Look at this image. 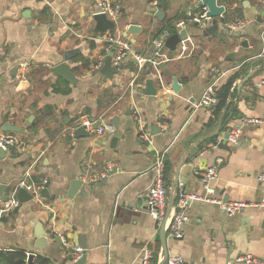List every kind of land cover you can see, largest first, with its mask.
Masks as SVG:
<instances>
[{
  "label": "crops",
  "instance_id": "1",
  "mask_svg": "<svg viewBox=\"0 0 264 264\" xmlns=\"http://www.w3.org/2000/svg\"><path fill=\"white\" fill-rule=\"evenodd\" d=\"M111 1L122 3L123 14L113 32L101 35L94 31V0H0V135L23 143L0 159L7 196L3 202L0 195V250H32L54 264H75L64 239L70 247L84 243L82 264H140L145 247L160 264L159 224L148 212L146 194L152 183L148 170L164 152L168 258L226 264L250 253L264 260V210L248 207L228 216L194 199L202 194L198 172L209 166L217 167L216 196L251 203L262 197L257 176L264 172V124L241 121L264 111V0H217L225 16L244 22L241 33L225 30L220 17L214 29L211 20L203 28L187 23V38L174 51L164 46L163 58L156 57L153 42L164 43L169 34L159 30L176 17L178 23L182 16H197V0ZM155 10L163 14L160 20ZM131 25L138 30L123 36ZM109 38L127 41L130 48L110 78L90 72L103 57L113 66L118 48ZM76 48L67 62L77 80L72 85L51 69ZM21 62L32 68L26 82L16 78ZM232 78L223 108L195 106L208 83L216 80L220 89ZM148 80L155 95L145 93ZM113 118V134L85 129V136L73 135L85 119L110 125ZM5 123L22 132H2ZM237 127V144H229V151L217 147L223 133ZM141 129L149 142L140 137ZM108 165L116 172L105 182L89 180ZM74 179L82 186L68 197ZM19 187L33 195L31 201L12 199ZM44 187L47 197L40 193ZM180 193L193 197L189 220L182 236L171 238L167 226ZM9 202L15 205L5 210ZM43 231L46 243L36 249V234Z\"/></svg>",
  "mask_w": 264,
  "mask_h": 264
},
{
  "label": "built area",
  "instance_id": "2",
  "mask_svg": "<svg viewBox=\"0 0 264 264\" xmlns=\"http://www.w3.org/2000/svg\"><path fill=\"white\" fill-rule=\"evenodd\" d=\"M198 1V0H197ZM96 5V10L94 14H103L107 19L112 22L117 23L119 18L123 14V6L122 3L119 1H111V0H94ZM207 8L202 6L199 14L195 17H189V23H196L200 27H206L207 24L210 23L211 18L206 16ZM186 25L184 20H180L176 23L177 33L181 29H183ZM224 27H229L231 29L242 28L244 26V22L238 19H231L223 23ZM164 38L168 37L166 34L163 36ZM110 42H113L117 46V51L113 57L112 65L118 64L124 57H126L130 53L129 43L124 41L120 38H109ZM182 41V40H181ZM154 45L156 47V57L163 58L165 55L162 53L164 49L163 40H154ZM182 50L184 47L182 46ZM102 66V60H98L94 63L91 68L90 72H98ZM31 65L28 62H21L18 67V73L16 78L20 82H26L29 79L31 73ZM264 84V81L261 82ZM217 90L218 85L216 80L208 83L199 99L197 100L195 106L196 107H203L207 108L208 110L212 111L214 106L217 104ZM139 120V117H136ZM95 122L91 120L85 119L82 125L85 126L90 133H95L98 136L104 134H113L115 129L112 125H100L97 122V126L95 128L92 125ZM242 125H260L264 124V111L259 117H252V118H244L241 121ZM140 137L143 140H147L149 142V138L146 132L142 129L140 131ZM240 135V128H230L228 130V138L227 142L230 145H235L238 142ZM0 147L4 151H9L12 149H22L23 143L17 137L11 134H1L0 135ZM112 166H106L103 168L102 171L97 173H92L89 176V180L97 181L100 178L104 177L107 172L111 170ZM151 178L152 183L149 186L146 194V207L151 218L156 222V224H160L163 220L166 212L167 206V190L164 184V152L158 153L148 170ZM200 183L202 194L194 197V199L201 200L204 202H208L211 204H215L220 207L228 216L234 215L236 213L241 212L245 208L248 207H255L258 209L264 210V172H261L257 176V182L259 187L262 189V197L256 203L251 202H243V201H225L222 198L216 196V190L213 185V182L217 178V167L216 166H209L203 168L200 172ZM45 182H42V186ZM191 196H186L183 193H180L178 196V200L176 203V211L173 215L169 218V223L167 226V233L171 238H180L182 236L183 226L188 222L189 218L186 214L187 203ZM15 200V199H14ZM6 202V201H5ZM14 202L6 203L5 210H9L12 206H14ZM63 246L68 250V256L73 261H77L81 254L82 250L79 247H70L68 242L62 239ZM152 252L148 247L143 249V254L140 260V264H151ZM264 264V260L253 256L250 253L240 254L233 259H230L226 262V264ZM167 264H188L183 258L179 256H175L172 258H168Z\"/></svg>",
  "mask_w": 264,
  "mask_h": 264
},
{
  "label": "water",
  "instance_id": "3",
  "mask_svg": "<svg viewBox=\"0 0 264 264\" xmlns=\"http://www.w3.org/2000/svg\"><path fill=\"white\" fill-rule=\"evenodd\" d=\"M196 5L198 7H202L205 6L207 8V12H206V16L211 18V27L214 29L216 28V23H217V18L221 17L222 14L225 12V8L222 5L218 4L217 0H198ZM153 9H155V7L153 6ZM162 13L159 10H155L154 11V16L157 17L159 20L162 17ZM92 19L94 21V31L97 34H101L104 35L107 32H113L115 29V26L117 23L110 21L109 19H107L105 17V15L103 14H93ZM211 29V28H210ZM209 29V30H210ZM225 30L228 31H232L235 32L237 34L241 33L242 29L241 28H236V29H231L229 27H224ZM138 30V27L136 25H131L127 32H125L123 34V36H126V33H131V32H136ZM187 38V32L186 30L183 28L179 31V33H174L172 35H169L168 37H166L164 39V46L170 50V51H174L177 47V45L181 42L182 39H186ZM80 48H76V49H72V50H67L63 53V60L61 62H59L58 64H56L55 66L52 67L51 71L52 74L54 76H58L63 78L66 82H68L69 84H76L77 80L74 77V75L72 74V72L69 69V66L67 64L68 61H70L75 55L76 53L79 51ZM122 65L121 62H119L116 65L111 66L110 65V60L109 57H103L102 59V66L99 69L100 74H102L105 77L110 78L112 76L113 73H117L118 69L120 68V66ZM145 93L147 95H155L156 93V88H154L152 81L148 80L145 82ZM116 123V118H113V120L110 122V125H115ZM97 126V123L95 122L92 127L95 128ZM153 130H156V132L160 131V128L157 127L156 125H152L151 126ZM2 132H15V133H20L22 132L21 128H18L16 126H12L8 123L4 124V127L1 129ZM154 132V133H156ZM73 135L75 137L77 136H85V126L81 125L79 127H77L74 132ZM227 138H228V131H225L222 135V137L220 138L217 147L219 148H225L226 150H230L229 148V144L227 142ZM5 156V151L0 147V159H2ZM116 172V169H112L109 172L106 173V175L100 180L99 183L101 182H105L106 179L111 176L112 174H114ZM90 184H95L94 182L90 183ZM97 185V184H96ZM82 186V182L78 179H74L71 183H70V188L68 190V197H72L77 191L78 189ZM6 190V186L4 184H0V195L3 197L2 201L5 202L7 200V196L3 194V192ZM47 187H44L41 189V195L47 197L48 196V192H47ZM12 199H15L18 203H26L32 200L33 195L29 194L25 188L23 187H19L12 195H11ZM171 203V201H170ZM167 218V211L165 212V216L163 218V220L161 221V223L159 224V239L161 242V248H162V252H163V258L162 261L160 262V264H167V260H168V253L166 250V232L164 230V223L165 220ZM2 220H5V218H2ZM36 239L37 242L35 244V248L36 249H40L45 243L47 238L45 237V232H39L36 234ZM57 241L59 240V238L56 239ZM78 247L82 250V254L80 256V258L75 262V264H82L85 261V255H86V251H85V245L82 241H78ZM34 258V252L31 250L28 254L27 257V262L30 263Z\"/></svg>",
  "mask_w": 264,
  "mask_h": 264
},
{
  "label": "trees",
  "instance_id": "4",
  "mask_svg": "<svg viewBox=\"0 0 264 264\" xmlns=\"http://www.w3.org/2000/svg\"><path fill=\"white\" fill-rule=\"evenodd\" d=\"M201 8L202 7H198L197 9L200 11ZM181 18L186 22V24L189 23L188 16H182ZM220 18L222 23L231 20V18L225 16L224 13ZM177 20L178 18L176 17L172 22L167 21V23H165L161 27L158 34L160 35L162 32H167L169 35L176 33L177 28L175 27V23ZM232 82H233V78L230 79L224 86H222L220 89L217 90L218 102L216 104L217 106L215 108V112L219 111L226 104V100ZM27 257L28 255L24 250H20V249L0 250V264H54L48 257L44 255L37 254L36 256H34L33 260L30 263L27 262ZM151 264H155L152 258H151Z\"/></svg>",
  "mask_w": 264,
  "mask_h": 264
}]
</instances>
